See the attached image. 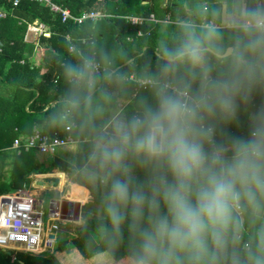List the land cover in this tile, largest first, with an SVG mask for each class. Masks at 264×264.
Wrapping results in <instances>:
<instances>
[{
	"label": "clouds",
	"instance_id": "9594fccd",
	"mask_svg": "<svg viewBox=\"0 0 264 264\" xmlns=\"http://www.w3.org/2000/svg\"><path fill=\"white\" fill-rule=\"evenodd\" d=\"M207 16L179 17L157 42L151 99L99 124L113 96L97 60L62 65L49 121L88 131L82 171L105 189L106 235L130 234L127 264H264V0Z\"/></svg>",
	"mask_w": 264,
	"mask_h": 264
},
{
	"label": "trees",
	"instance_id": "16d2710c",
	"mask_svg": "<svg viewBox=\"0 0 264 264\" xmlns=\"http://www.w3.org/2000/svg\"><path fill=\"white\" fill-rule=\"evenodd\" d=\"M167 1L162 9L174 23L160 31L159 27L146 23L133 26L123 18L129 15L147 18L157 14L160 0H53L74 18L91 11H104L110 16L95 22L86 20L81 25L72 20L62 21L60 14L40 3L22 2L12 8L11 0H0V8L12 15L0 20V79L15 86L16 90L7 107L0 104V168L4 167L5 159L10 160L11 166L8 170L0 169V195L22 189L32 174L46 175L45 170L54 169L73 176V182L87 189L93 202L103 207V185L99 181L91 185L82 171L91 148V137L87 130L80 128L79 117L71 125V134L78 142V158L73 165L51 156H41L35 148L26 150L25 141L39 125L44 134L57 132L64 135V127L53 125L49 117L58 111L60 99L66 91L62 65L65 61L75 63L80 54L93 56L101 64L100 73L105 77L101 84L113 96V103L107 106L103 116L96 119L97 124L107 121L113 108L119 109V101L127 100L123 110L131 113L141 98L151 99V88H140L135 93L136 84L127 78L134 75L136 79H148V74L156 67L159 38L174 29L179 17L204 21L208 19L209 10L221 3V0ZM33 22L43 23L50 33L49 37L40 36L38 39L39 65H33L30 59L35 42L23 40L26 25ZM71 46H74L73 51H70ZM104 57L110 62L105 63ZM21 60H24L23 64H20ZM110 72L122 75L123 79H107ZM51 103L55 105L51 107ZM15 140L21 142L20 147L11 151ZM106 231L111 232L106 215L103 219H87L76 228L74 235L58 236L52 254L35 256L1 251L0 264H59L58 255L71 253L85 259L102 252H108L116 260L127 258L131 242L127 228L124 229L125 239L115 243Z\"/></svg>",
	"mask_w": 264,
	"mask_h": 264
},
{
	"label": "built area",
	"instance_id": "2783aa9c",
	"mask_svg": "<svg viewBox=\"0 0 264 264\" xmlns=\"http://www.w3.org/2000/svg\"><path fill=\"white\" fill-rule=\"evenodd\" d=\"M22 2L43 4L50 11L60 14L62 21L72 20L77 25H81L86 20L95 22L110 17L104 11H91L84 12L80 17L74 18L67 9L56 5L53 0H11V7L17 8ZM8 16L9 11L0 8V20ZM123 18L133 26L157 23L154 15L147 18L129 15ZM28 30L37 34L38 37L50 36L46 26L41 23L29 25ZM66 39L69 40V37ZM73 50L74 46H71L70 51ZM98 65L101 72L103 68L99 62ZM127 79L136 84L135 93L140 88H151L148 79H136L134 75H130ZM54 105L55 103H51L50 106ZM126 105L127 103L121 102L119 107L123 109ZM71 131L72 126H67L63 130L64 135L57 132L48 135L34 129L33 135L25 141V149L35 148L41 155L54 156L60 148L78 144ZM20 144L19 140H15L11 148L18 150ZM41 203L39 197L28 191L27 188L0 196V250L35 256L51 254L54 251L56 239L62 232L61 229L75 223V211L62 206L61 199H57L50 202L48 214L45 216Z\"/></svg>",
	"mask_w": 264,
	"mask_h": 264
},
{
	"label": "crops",
	"instance_id": "0c3cea01",
	"mask_svg": "<svg viewBox=\"0 0 264 264\" xmlns=\"http://www.w3.org/2000/svg\"><path fill=\"white\" fill-rule=\"evenodd\" d=\"M167 4H168L167 0H163V1L160 0L159 10H158L157 14H152V15H154L155 19L157 20V23L151 24V26L152 27H159L160 31H163L164 28L167 25H169L171 23H174V22H172L170 20L168 15H165V13H164V11L162 9ZM9 16L12 17V15H10V13H9ZM34 23H39V22L28 23L26 25V31H25L23 40L25 42H27V43L35 42L34 52L32 53V57L30 59L32 61V64L34 63L33 65H39L40 62H41L40 49L38 47V45H39L38 44L39 37L34 32H31V31L28 30V26L31 25V24H34ZM41 24H43V23H41ZM23 63H24V60H21L20 64H23ZM15 93H16L15 86L9 85L8 83H6V81L0 79V104L2 105L3 108L7 107L13 101V99L15 97ZM121 102L127 103V100L119 101V103H118V108L119 109H120L119 104ZM34 129L42 131V126L41 125L35 126ZM77 145L78 144L67 146V147H64V148H60L57 151L56 155L51 156V157H54V158L59 159V160H61L63 162H66V163H69V164L73 165V163H75L76 159L78 158ZM10 149H11V151H14L11 147H10ZM41 156H48V155H41ZM3 164H4L3 165L4 167L1 166V168H0L1 170H3L4 168L6 170L11 168L10 160L5 159ZM57 171L58 170L51 169L49 172L53 173V172H57ZM57 173H59V174L61 173V174H63L66 177L67 180H65V182L63 184L64 187H66L65 183L67 184V182H68L70 188L78 187V188H80V191L83 192V193L81 192L82 194L79 192L77 194V196L75 195L71 199L72 201H76V202H73V203H78V205H79V213H78L79 215H78L77 222H79L82 225V223L84 224V222L87 219H103L105 217V211H104L103 207H101L100 205H98L95 202H93L92 197L89 194V191L87 189H85L84 187H82V186H80L78 184H75L73 182V178H74L73 176H71V175H69L67 173L59 172V171ZM47 174H49V173H47ZM36 175H38V174H32L31 176H29L28 177L29 181L24 185L23 188H28L29 187L28 189H30L31 188L30 187L31 186V182H32L33 179H35ZM89 183L91 185H93L92 181H89ZM22 189H19V190H22ZM37 191H31V192L33 194H35V196L41 197V194H40L41 190H39V192H37ZM5 194H8V193H5ZM5 194H2V195H5ZM60 199H61V201L63 203V201H64L63 199H68V195H64ZM84 201H86L85 202L86 204L83 203ZM64 202H67V201H64ZM68 202H70V200ZM84 206L86 207V210H84V208H83ZM65 207H68V205H65ZM62 233L60 234V236L62 235ZM69 236H72V235L70 234ZM1 251H3V250H0V252ZM62 256L63 257H67L68 261H70V262H67L68 264H127V258L116 260L108 252H102V253L94 256V257L86 258V259L81 257V256H77L76 254H73V253H71V254H63ZM2 258H3V256L0 255V260H2Z\"/></svg>",
	"mask_w": 264,
	"mask_h": 264
},
{
	"label": "rangeland",
	"instance_id": "374dc122",
	"mask_svg": "<svg viewBox=\"0 0 264 264\" xmlns=\"http://www.w3.org/2000/svg\"><path fill=\"white\" fill-rule=\"evenodd\" d=\"M44 157H46V156H44ZM46 166H48V164L46 163L45 164ZM46 168V167H45ZM48 168V167H47ZM46 172L45 173H49V174H56L57 172H49L50 170L48 169V170H45ZM33 178V177H32ZM65 186L66 187H64V185L63 186H61L60 187V189L58 190V191H50V190H42L41 191V197H39V200L40 201H42V203H41V205H42V208H43V211H44V215L46 216L47 214H48V210H49V205H50V202L52 201V200H57V199H60V198H62V196H64V195H68V199H63L64 201H69L70 200V202H76V201H72L71 199L76 195L77 196V194L80 192H82V191H80V188H78V187H74V188H70V186H69V184H68V182H67V184L65 183ZM29 188V187H28ZM27 188V189H28ZM28 191H35V189H33V188H30V189H28ZM37 192H39V190L37 191ZM61 192V193H60ZM83 193V192H82ZM81 193V194H82ZM80 195V194H79ZM63 201V202H64ZM86 201H84L83 203L84 204H86L85 203ZM84 208V210H86V207L84 206L83 207ZM88 211V210H87ZM86 213V212H85ZM77 221H75V223H72V224H70V226H66V227H63L61 230H62V235L63 236H69L70 234L71 235H74V232H75V230H76V228L78 227V226H82L83 225V223H82V225L80 224V223H76ZM60 235V234H59ZM51 252V251H50ZM53 253V252H52ZM51 253V254H52ZM44 255H49V254H44ZM57 261H58V263L59 264H68L67 262H70V261H68V259H67V257H63L62 255H58L57 257Z\"/></svg>",
	"mask_w": 264,
	"mask_h": 264
},
{
	"label": "water",
	"instance_id": "95a60500",
	"mask_svg": "<svg viewBox=\"0 0 264 264\" xmlns=\"http://www.w3.org/2000/svg\"><path fill=\"white\" fill-rule=\"evenodd\" d=\"M60 184V177L58 176H42L39 178H35L31 182V188L37 189V190H50V191H58ZM65 205H68L70 210L75 211V217L74 221L78 220V213H79V205L78 203L73 202H63L62 206L65 207Z\"/></svg>",
	"mask_w": 264,
	"mask_h": 264
},
{
	"label": "bare ground",
	"instance_id": "6f19581e",
	"mask_svg": "<svg viewBox=\"0 0 264 264\" xmlns=\"http://www.w3.org/2000/svg\"><path fill=\"white\" fill-rule=\"evenodd\" d=\"M42 176H58V177H60V184H59L58 190L60 189V186H62L64 184L65 180H67L66 177L63 174H61V173L60 174L56 173V174L39 175V176H35V178H39V177H42ZM42 190L43 189H41V191ZM35 191H37V189H35ZM76 223H79V222H76Z\"/></svg>",
	"mask_w": 264,
	"mask_h": 264
}]
</instances>
